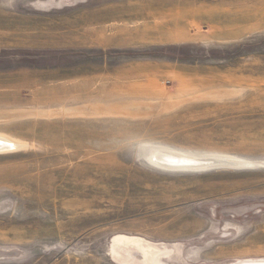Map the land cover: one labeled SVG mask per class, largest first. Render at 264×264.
<instances>
[{
	"label": "rangeland",
	"instance_id": "rangeland-1",
	"mask_svg": "<svg viewBox=\"0 0 264 264\" xmlns=\"http://www.w3.org/2000/svg\"><path fill=\"white\" fill-rule=\"evenodd\" d=\"M0 138V264L264 259V0H0Z\"/></svg>",
	"mask_w": 264,
	"mask_h": 264
},
{
	"label": "water",
	"instance_id": "water-1",
	"mask_svg": "<svg viewBox=\"0 0 264 264\" xmlns=\"http://www.w3.org/2000/svg\"><path fill=\"white\" fill-rule=\"evenodd\" d=\"M181 249L180 246L153 245L141 239L122 237L120 241L113 244L112 257L116 264H183L180 259ZM225 264H264V259Z\"/></svg>",
	"mask_w": 264,
	"mask_h": 264
},
{
	"label": "bare ground",
	"instance_id": "bare-ground-1",
	"mask_svg": "<svg viewBox=\"0 0 264 264\" xmlns=\"http://www.w3.org/2000/svg\"><path fill=\"white\" fill-rule=\"evenodd\" d=\"M14 146H16L15 142L0 138V151H12L10 149ZM212 157L213 156H190L160 147L149 148L146 153V158L150 161L152 166L166 171H198L200 169H208L215 166V163L219 164L217 162L219 157H215L216 159ZM118 241L120 240H116L115 244Z\"/></svg>",
	"mask_w": 264,
	"mask_h": 264
}]
</instances>
